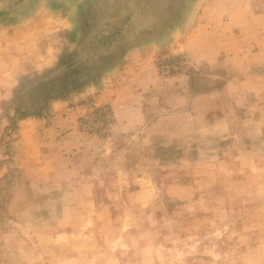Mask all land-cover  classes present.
<instances>
[{
  "label": "rangeland",
  "instance_id": "374dc122",
  "mask_svg": "<svg viewBox=\"0 0 264 264\" xmlns=\"http://www.w3.org/2000/svg\"><path fill=\"white\" fill-rule=\"evenodd\" d=\"M5 4L0 264H264V0Z\"/></svg>",
  "mask_w": 264,
  "mask_h": 264
},
{
  "label": "crops",
  "instance_id": "0c3cea01",
  "mask_svg": "<svg viewBox=\"0 0 264 264\" xmlns=\"http://www.w3.org/2000/svg\"><path fill=\"white\" fill-rule=\"evenodd\" d=\"M45 1H52V2H59V1H73V0H0V4H3V3H6L7 5L10 3L11 5H14V7L18 8L20 5H17L18 3L20 4H27V5H22L20 7H22L23 9L21 10H25V9H28L30 8L31 6H33L35 3H39V2H45ZM5 4V5H6ZM19 7V8H20ZM17 12V11H16ZM19 14H22L20 11L18 12ZM18 15V14H17ZM3 18V17H1ZM2 23V21H1ZM0 23V27H4V28H13V25H4L3 23L1 24Z\"/></svg>",
  "mask_w": 264,
  "mask_h": 264
},
{
  "label": "bare ground",
  "instance_id": "6f19581e",
  "mask_svg": "<svg viewBox=\"0 0 264 264\" xmlns=\"http://www.w3.org/2000/svg\"><path fill=\"white\" fill-rule=\"evenodd\" d=\"M95 4V3H94ZM124 11V10H123ZM110 13V12H109ZM102 15V14H101ZM139 17V16H138ZM101 19V18H100Z\"/></svg>",
  "mask_w": 264,
  "mask_h": 264
}]
</instances>
